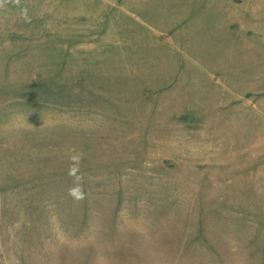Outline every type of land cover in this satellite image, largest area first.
<instances>
[{
  "label": "rangeland",
  "instance_id": "374dc122",
  "mask_svg": "<svg viewBox=\"0 0 264 264\" xmlns=\"http://www.w3.org/2000/svg\"><path fill=\"white\" fill-rule=\"evenodd\" d=\"M0 264H264V0H0Z\"/></svg>",
  "mask_w": 264,
  "mask_h": 264
}]
</instances>
